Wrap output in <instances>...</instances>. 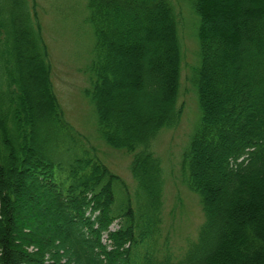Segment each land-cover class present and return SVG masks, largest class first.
Here are the masks:
<instances>
[{
  "label": "trees",
  "instance_id": "trees-1",
  "mask_svg": "<svg viewBox=\"0 0 264 264\" xmlns=\"http://www.w3.org/2000/svg\"><path fill=\"white\" fill-rule=\"evenodd\" d=\"M176 3L196 17L200 118L181 170L204 221L174 261L152 142L181 113ZM88 11L98 131L132 155L135 190L64 120L34 1L0 0V264H264V0H88ZM121 60L134 66L131 105L123 110L129 100L120 95L115 116L109 95ZM211 149L213 163L201 161ZM198 165L215 169V185ZM25 179L41 194L48 228L24 215Z\"/></svg>",
  "mask_w": 264,
  "mask_h": 264
},
{
  "label": "rangeland",
  "instance_id": "rangeland-1",
  "mask_svg": "<svg viewBox=\"0 0 264 264\" xmlns=\"http://www.w3.org/2000/svg\"><path fill=\"white\" fill-rule=\"evenodd\" d=\"M33 1L48 54L52 89L64 120L82 136L84 144L94 151L97 160L124 181L129 194H132L135 190V182L130 172L132 155L122 149L112 148L102 140L89 96V68L93 60L95 37L89 21L88 0ZM175 8L180 12L178 38L181 59L176 105L181 113L178 123L173 128L160 131L152 142V152L160 161L164 180L162 235L168 236V250L174 261L179 260L189 246L196 242L204 221L199 197L183 183L181 170L182 155L200 118L197 93L192 82L193 71L199 65V47L195 36L196 17L184 3H176ZM124 62L121 60L116 65L120 70L115 72L116 82L110 89L109 103L115 116L121 113L116 110L120 95L129 100L123 103V110L131 105L132 88L129 83L132 77L129 72L134 71V66ZM37 91L40 93V90ZM30 94L32 97L37 96L34 88L30 89ZM216 155L217 150L211 149L210 152L202 154L201 161L211 164L213 162L207 160H214ZM207 169L209 168L202 165L197 167V171L208 175L207 181L215 185V169ZM25 182L28 183L25 191L29 195L23 202L24 215L32 217L33 226L41 229L47 216H44L42 209L36 207L39 200L41 202L43 199L40 198L39 191L29 188V179H25ZM49 224L47 219L46 226H43L48 228Z\"/></svg>",
  "mask_w": 264,
  "mask_h": 264
}]
</instances>
